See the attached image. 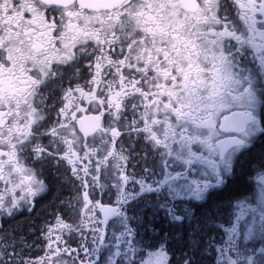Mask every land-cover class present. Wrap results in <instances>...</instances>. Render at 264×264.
Here are the masks:
<instances>
[{"label": "snow or ice", "instance_id": "obj_1", "mask_svg": "<svg viewBox=\"0 0 264 264\" xmlns=\"http://www.w3.org/2000/svg\"><path fill=\"white\" fill-rule=\"evenodd\" d=\"M0 264H264V0H0Z\"/></svg>", "mask_w": 264, "mask_h": 264}, {"label": "flooded vegetation", "instance_id": "obj_2", "mask_svg": "<svg viewBox=\"0 0 264 264\" xmlns=\"http://www.w3.org/2000/svg\"><path fill=\"white\" fill-rule=\"evenodd\" d=\"M42 254V253H41Z\"/></svg>", "mask_w": 264, "mask_h": 264}]
</instances>
